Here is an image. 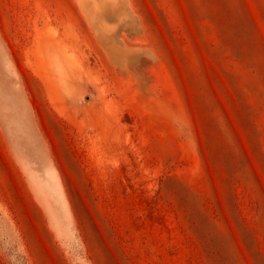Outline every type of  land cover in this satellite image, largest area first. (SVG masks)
Here are the masks:
<instances>
[{"label":"rangeland","instance_id":"obj_1","mask_svg":"<svg viewBox=\"0 0 264 264\" xmlns=\"http://www.w3.org/2000/svg\"><path fill=\"white\" fill-rule=\"evenodd\" d=\"M0 264H264V0H0Z\"/></svg>","mask_w":264,"mask_h":264}]
</instances>
